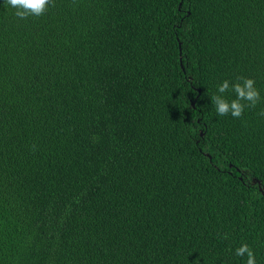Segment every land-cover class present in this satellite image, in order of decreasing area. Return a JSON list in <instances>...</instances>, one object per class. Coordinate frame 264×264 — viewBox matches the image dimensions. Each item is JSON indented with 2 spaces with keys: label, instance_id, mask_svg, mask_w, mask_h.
I'll return each instance as SVG.
<instances>
[{
  "label": "trees",
  "instance_id": "1",
  "mask_svg": "<svg viewBox=\"0 0 264 264\" xmlns=\"http://www.w3.org/2000/svg\"><path fill=\"white\" fill-rule=\"evenodd\" d=\"M238 75L264 97V0L0 6V264H264V99L209 98Z\"/></svg>",
  "mask_w": 264,
  "mask_h": 264
},
{
  "label": "clouds",
  "instance_id": "2",
  "mask_svg": "<svg viewBox=\"0 0 264 264\" xmlns=\"http://www.w3.org/2000/svg\"><path fill=\"white\" fill-rule=\"evenodd\" d=\"M51 5L52 0H0V6L11 10L19 20L38 18ZM209 98L217 117L232 118H240L246 108L255 107L264 99L255 79L245 75L220 80L215 84V92ZM231 252L235 257L243 258V264H257V256L247 243H240Z\"/></svg>",
  "mask_w": 264,
  "mask_h": 264
},
{
  "label": "water",
  "instance_id": "3",
  "mask_svg": "<svg viewBox=\"0 0 264 264\" xmlns=\"http://www.w3.org/2000/svg\"><path fill=\"white\" fill-rule=\"evenodd\" d=\"M198 91H200V89L198 88ZM192 105H194V102H192Z\"/></svg>",
  "mask_w": 264,
  "mask_h": 264
}]
</instances>
